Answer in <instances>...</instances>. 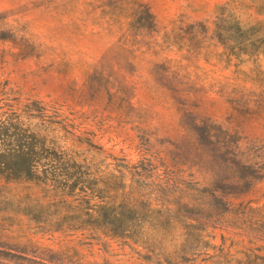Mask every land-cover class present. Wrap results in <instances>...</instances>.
<instances>
[{"label":"rangeland","instance_id":"rangeland-1","mask_svg":"<svg viewBox=\"0 0 264 264\" xmlns=\"http://www.w3.org/2000/svg\"><path fill=\"white\" fill-rule=\"evenodd\" d=\"M0 264H264V0H0Z\"/></svg>","mask_w":264,"mask_h":264}]
</instances>
